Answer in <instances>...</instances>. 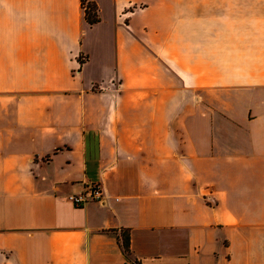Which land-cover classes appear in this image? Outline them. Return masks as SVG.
<instances>
[{"label": "crops", "instance_id": "crops-1", "mask_svg": "<svg viewBox=\"0 0 264 264\" xmlns=\"http://www.w3.org/2000/svg\"><path fill=\"white\" fill-rule=\"evenodd\" d=\"M91 1L0 0V264H264V0Z\"/></svg>", "mask_w": 264, "mask_h": 264}, {"label": "built area", "instance_id": "built-area-1", "mask_svg": "<svg viewBox=\"0 0 264 264\" xmlns=\"http://www.w3.org/2000/svg\"><path fill=\"white\" fill-rule=\"evenodd\" d=\"M68 200L75 207H83L90 201H103V185L101 183H94L90 185L83 193L70 194Z\"/></svg>", "mask_w": 264, "mask_h": 264}, {"label": "trees", "instance_id": "trees-1", "mask_svg": "<svg viewBox=\"0 0 264 264\" xmlns=\"http://www.w3.org/2000/svg\"><path fill=\"white\" fill-rule=\"evenodd\" d=\"M81 5L84 10L85 19L90 25H93L100 20L98 5L95 2L91 0H81ZM129 242V236L124 234L122 243L126 250H129Z\"/></svg>", "mask_w": 264, "mask_h": 264}]
</instances>
